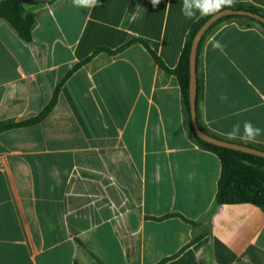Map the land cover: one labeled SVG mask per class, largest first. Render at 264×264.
I'll return each mask as SVG.
<instances>
[{"label":"crops","instance_id":"0c3cea01","mask_svg":"<svg viewBox=\"0 0 264 264\" xmlns=\"http://www.w3.org/2000/svg\"><path fill=\"white\" fill-rule=\"evenodd\" d=\"M20 2L35 23L25 43L0 18V122L39 116L65 79L41 120L0 133V264H264V212L215 206L220 161L191 137L176 77L138 42L93 55L137 39L172 70L199 18L182 0ZM241 23L197 60L198 125L225 141L264 129V34Z\"/></svg>","mask_w":264,"mask_h":264},{"label":"trees","instance_id":"16d2710c","mask_svg":"<svg viewBox=\"0 0 264 264\" xmlns=\"http://www.w3.org/2000/svg\"><path fill=\"white\" fill-rule=\"evenodd\" d=\"M230 9L246 10L264 17L263 9L250 4L234 5V7ZM0 18L4 19L14 29V31L18 34L23 42H30L31 32L34 27L35 19L31 13L26 12L20 0H0ZM208 18L209 17H201L191 25L186 37V41L179 55L177 65L172 70L165 67V65L155 56V54L150 50L145 42L137 39L128 42L121 48H118L114 51L105 48H99L94 52L93 55L99 52L115 54L122 51L131 43L138 42L142 44L151 54L158 67L166 75H173L176 77L178 85L180 87L184 113L186 116V124L191 137L202 148L215 154L220 161L221 172L217 182V191L214 201L215 206L248 203L257 206L264 212V158L208 144L204 141L199 140L191 129L189 114V54L191 44L196 32ZM232 20L242 22V25H257L260 28L261 32L264 34V26L255 20L237 16H225L216 21L211 26V28H209L207 32L202 36L197 49V60L198 54L207 36H209L221 23ZM89 60L90 58L85 60L84 62H87ZM80 65L81 64L75 65L68 72L67 76L75 71ZM64 79H62L58 83V85L54 89L49 104L39 116L22 122H0V133L14 128L28 127L41 120L46 115V113L49 112L54 106L59 88ZM247 146H251L264 151V147L260 145L249 144Z\"/></svg>","mask_w":264,"mask_h":264},{"label":"water","instance_id":"95a60500","mask_svg":"<svg viewBox=\"0 0 264 264\" xmlns=\"http://www.w3.org/2000/svg\"><path fill=\"white\" fill-rule=\"evenodd\" d=\"M225 16H237L241 18H248L255 20L262 24L264 26V17L246 11V10H237V9H227L224 12L218 14L216 17H209L198 29L196 32L191 48H190V54H189V114H190V125L193 133L196 135V137L204 141L208 144L227 148L235 151H240L243 153L251 154L254 156H258L261 158H264V151L259 150L257 148L247 146L244 144H239L236 142H230L218 139L216 137H213L207 133H205L202 129H200L198 122H197V109H196V99H197V49L199 42L202 38V36L207 32L209 28L218 20Z\"/></svg>","mask_w":264,"mask_h":264},{"label":"clouds","instance_id":"9594fccd","mask_svg":"<svg viewBox=\"0 0 264 264\" xmlns=\"http://www.w3.org/2000/svg\"><path fill=\"white\" fill-rule=\"evenodd\" d=\"M99 0H72V4L77 8L92 9L97 6ZM155 8L161 0H150ZM236 0H182V13L186 18L216 17L227 9L234 7ZM213 49L221 47L219 41H210ZM222 99H225L222 97ZM264 134V129L255 126L251 121L236 123L231 130L226 133L228 141L240 140L241 142L255 143L257 137Z\"/></svg>","mask_w":264,"mask_h":264}]
</instances>
